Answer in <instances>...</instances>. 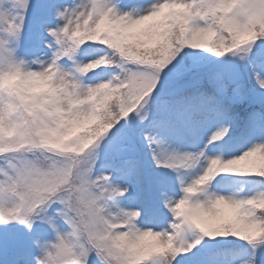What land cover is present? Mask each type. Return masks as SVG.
Wrapping results in <instances>:
<instances>
[{
  "label": "snow or ice",
  "instance_id": "obj_1",
  "mask_svg": "<svg viewBox=\"0 0 264 264\" xmlns=\"http://www.w3.org/2000/svg\"><path fill=\"white\" fill-rule=\"evenodd\" d=\"M0 264H264V0H0Z\"/></svg>",
  "mask_w": 264,
  "mask_h": 264
}]
</instances>
